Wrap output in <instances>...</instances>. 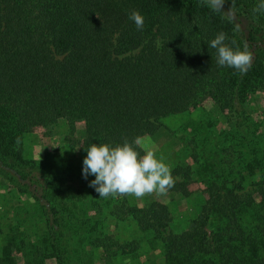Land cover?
I'll return each mask as SVG.
<instances>
[{
    "label": "trees",
    "instance_id": "obj_1",
    "mask_svg": "<svg viewBox=\"0 0 264 264\" xmlns=\"http://www.w3.org/2000/svg\"><path fill=\"white\" fill-rule=\"evenodd\" d=\"M259 3L235 0L229 19L202 0H0V178L37 205L42 222L38 232V225L26 226V219L35 221L28 210L22 218L0 219V264H44L48 258L67 264L63 260L74 257L65 237L73 221L80 251L126 252V242L93 219L98 202L81 188L72 195L62 178L24 157L23 136L47 135L60 121L67 124V143L85 157L91 144L125 141L143 156L162 118L215 108L217 123L229 127L222 133L233 139L239 130L246 140L241 175L262 171V135L245 111L253 95L264 96V13H253ZM230 8L226 0L223 10ZM134 10L144 17L143 30L129 19ZM221 32L233 49L247 44L253 53L246 74L218 65L209 44ZM232 145L207 156L202 150L196 166L172 171L175 186L168 193L189 196L195 193L189 185L204 186L201 207L183 229H166L171 213L163 195L120 207L139 228L155 231L163 264H264V176L246 190L230 185Z\"/></svg>",
    "mask_w": 264,
    "mask_h": 264
},
{
    "label": "rangeland",
    "instance_id": "obj_2",
    "mask_svg": "<svg viewBox=\"0 0 264 264\" xmlns=\"http://www.w3.org/2000/svg\"><path fill=\"white\" fill-rule=\"evenodd\" d=\"M245 111L251 119L258 122L256 125L262 135L260 147L264 148V96L261 93L253 95L246 102ZM218 115L215 108L206 111L196 110L169 114L160 120L161 126L147 140L146 151L151 150L157 158H162L170 167L171 172L176 166H179L181 168L179 173L183 174L187 171L186 167L196 166V155H200L202 150L207 156L210 150L214 152L217 148H223L233 141L234 145L232 146H235L237 153L232 156L233 169L227 177L230 185L246 190L251 186L250 181L263 179L264 174L261 175V173L264 171V167L262 171L258 169L252 178L241 175L240 154L243 155L245 152L246 140L239 130L233 139L229 133H222L229 127H227L228 125L224 126L222 121L217 123ZM210 120L215 125H210L208 123ZM67 130V124L60 121L52 126L47 135L42 131L25 134L21 142L24 157L27 160L35 161L47 174L62 178V186L69 188L72 195H75V191L81 188L86 197L98 202L91 213L94 216L93 219H98L102 231L112 235L119 242H126V252L122 255L108 257L107 252H103V249L99 248L90 250L86 247L80 251L81 244L76 241L80 240L81 233L73 221L68 223L71 229L67 231L65 237L68 239L66 248L71 250V255L74 257L65 258L63 262L65 261L67 264H163L162 244L155 231L139 228L136 222L126 214V211L123 212V209L120 208L130 205L143 206L157 195L145 196L142 199H136L129 195L100 198L95 188L89 186L95 177L89 175L85 179L83 176L85 156L77 145L68 144L64 138ZM81 135L82 131H78L77 137L79 138ZM253 146L259 147L258 144H253ZM228 164H224L223 167L228 168ZM176 177L180 178L178 174ZM238 180L241 181L238 182ZM202 187H204L203 183L189 185L190 190L195 191L189 196H183L177 192H167L166 195H163L168 198V207L171 213V221L167 230L177 232L183 229L198 213L203 202V198L199 195ZM25 210L31 212V218L35 220L26 219L29 221L26 226L38 225V228L35 229L38 232L42 226L40 209L28 197L16 193L15 190L8 187L7 183H4L0 178V215L8 217L5 219L0 216V219L5 222L12 219L13 216L25 217ZM71 259L72 263H70ZM44 264H57V261L54 258H48Z\"/></svg>",
    "mask_w": 264,
    "mask_h": 264
},
{
    "label": "clouds",
    "instance_id": "obj_3",
    "mask_svg": "<svg viewBox=\"0 0 264 264\" xmlns=\"http://www.w3.org/2000/svg\"><path fill=\"white\" fill-rule=\"evenodd\" d=\"M202 3L229 19L234 15L235 0H231V8L227 12L223 10L226 0H202ZM253 13H264V0H260ZM129 19L134 21L137 30H143L144 17L139 11H132ZM226 39V34L221 32L209 44L217 50L218 65L234 68L241 75L246 74L252 66L253 53L248 50L247 44L243 50L238 47L233 49L225 43ZM134 143L139 146L141 139L137 138ZM85 150L83 176L85 179L89 175L95 177L89 186L95 188L100 198L129 195L142 199L153 194L166 195L175 186L170 167L151 150L141 156L127 141L115 147L91 144Z\"/></svg>",
    "mask_w": 264,
    "mask_h": 264
}]
</instances>
